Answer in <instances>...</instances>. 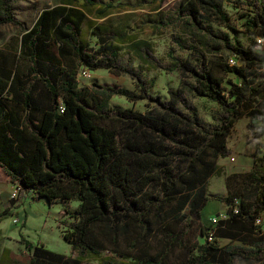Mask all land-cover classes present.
<instances>
[{
    "label": "trees",
    "instance_id": "trees-1",
    "mask_svg": "<svg viewBox=\"0 0 264 264\" xmlns=\"http://www.w3.org/2000/svg\"><path fill=\"white\" fill-rule=\"evenodd\" d=\"M17 1L0 0V25L12 23L21 31L16 56L7 64L0 53V179L17 185L18 197L31 193L48 203L77 202L72 210L63 209L71 220H63L62 236L74 256L22 238L29 250L27 264H80L88 258L99 264H234L237 256L261 259L264 226L257 219L264 213V174L257 167L264 162V152L258 157V147L247 173L227 177V195L220 200L228 207L227 216L210 227L200 220V211L209 199L208 180L223 174L216 160L229 152L226 136L236 119L246 114L248 128L264 135V110L257 107L264 78L253 85L246 75L247 68L263 64L255 43L257 37L264 39V0L246 1L252 12L242 23L244 32L253 36L248 45L207 24L203 12L233 29L217 1L181 0L174 10H158L153 31L178 29L173 43L193 58L169 50L163 62L149 43L138 46L144 49L146 66L183 76L168 100L150 96L154 103L145 113L109 102L114 95L132 102L149 96L139 70L120 64L117 49L106 45L120 33L87 20L90 13L103 17L113 8L111 2L61 0L43 8L27 28L15 17ZM230 2L234 7L244 4ZM85 21L89 36L99 42L97 49L81 36ZM231 56L236 63H229ZM82 68L126 74L142 92L96 81L79 86ZM226 74L240 82L229 81L226 88ZM189 96L215 101L222 112L207 122ZM232 178L240 183L234 191ZM166 202L174 204L176 221L190 203L202 239L190 242L185 233L169 234L153 251L150 238ZM7 214L5 208L0 217ZM218 238L229 242L220 245ZM176 249L183 254L180 262L172 260ZM103 250L109 254L101 255Z\"/></svg>",
    "mask_w": 264,
    "mask_h": 264
},
{
    "label": "rangeland",
    "instance_id": "rangeland-1",
    "mask_svg": "<svg viewBox=\"0 0 264 264\" xmlns=\"http://www.w3.org/2000/svg\"><path fill=\"white\" fill-rule=\"evenodd\" d=\"M61 0H18L14 5V13L16 19L25 27H30L38 16L39 12L46 7H51L58 4ZM108 1L113 4V8L103 17H97L94 14H88L87 20L106 27L109 31H115L120 35H114L113 38H108L106 45L117 49L118 62L122 65L126 64L134 70H139V74L145 82V87L149 96L136 101H129L123 96L114 95L109 100L110 104H118L123 107L132 108L134 111L145 113L149 110L154 100L149 97H159L160 100H168L170 90L177 89L183 76L178 71L165 72L161 69H152L146 66L143 62V57L138 46L145 41L149 43L151 52L161 61H167V52L172 50L173 55L180 58L191 57L187 52L179 50L172 41V36L179 34V30L172 28H164L158 33H155L152 28V23L157 17L159 11L174 10L181 0H99ZM217 1L222 8V11L229 17V23L233 29L227 28L224 25H219L214 16H210L208 12H203L205 20L212 28H219L228 31L231 37H236L244 45L253 42L252 34L245 33L242 23L252 15L250 6L246 3L247 0H242L243 5L234 7L230 0H214ZM21 31L19 27L12 23L0 25V53L5 63H9L11 58H14L18 53L20 45ZM82 38L88 42L89 46L97 49L99 42L96 37H91L87 30V21L83 23L81 30ZM263 64L259 67L246 69V75L251 84L260 82L264 77V53H261ZM237 60L235 61V63ZM239 63V62H238ZM80 85H88L92 81H96L102 85H119L133 90L136 93L142 92L138 87L136 80L126 74L116 75L106 69H97L92 71V76L89 79L78 77ZM153 80V85L149 86V82ZM229 81L239 83L240 78L234 74H226L223 85L226 88L230 87ZM191 103L195 106L198 114L207 122L214 121L222 109L218 103L205 97H191ZM257 107L264 110V95L258 100ZM249 118L246 114L238 117L233 124L230 133L226 136V145L229 149L225 157H220L216 160L217 165L222 167L223 174L208 180L206 195L209 198L200 211L201 221L206 225L213 227L216 220L227 216V205L220 201L227 195L228 175L232 173H247L251 166L252 152L258 147L260 153L264 148L260 146L264 143V135L259 136L248 128ZM239 159L242 160L238 172H234L238 166ZM240 164V163H239ZM239 180H230V190L234 191L239 187ZM14 189V187H13ZM155 193V192H153ZM21 199V210L17 213L19 222L15 225L12 220V215L2 216L4 225L7 228L22 231L23 238L28 240L33 245L41 244L44 247L67 255L74 254L71 251L70 245L64 240L62 230L66 227L63 220L68 222L71 220L64 213V207L70 210L76 207V201H68L66 203H48L43 198H33L31 193H25ZM174 204H163L160 211V218L154 229V234L151 236L153 251H157L161 247L160 238H165L169 234L185 233V238L190 242L197 239H202L199 233V220L195 214L190 211V203L183 210L177 213L180 220H174L176 215L173 210ZM25 225L23 222L25 221ZM261 223L264 226V213L261 217ZM128 236L122 238L124 246H127ZM229 242L227 238H218V243L224 245ZM109 254L108 250H103L101 255ZM182 252L176 249L172 254V260L180 262L182 260ZM129 263V261H128ZM234 264H264V254L261 259H245L237 256L234 259ZM80 264H99L96 259H84Z\"/></svg>",
    "mask_w": 264,
    "mask_h": 264
},
{
    "label": "crops",
    "instance_id": "crops-1",
    "mask_svg": "<svg viewBox=\"0 0 264 264\" xmlns=\"http://www.w3.org/2000/svg\"><path fill=\"white\" fill-rule=\"evenodd\" d=\"M241 163L242 160L239 159L238 166H236L234 172H238L237 170L238 168H240ZM252 167L253 158L251 161L250 169ZM257 171L259 172V174H264V162L261 166L257 167ZM215 177L216 176H212L210 179H213ZM14 186L15 184L9 182L8 179H5V177L0 179V213L5 208H8L7 215H12V222L13 219H17V222L14 223L16 225L19 222V219L16 215L21 210L20 205L22 204L21 199L23 198H11V193L14 190ZM261 217H263V214ZM4 222L5 221L3 219H0V264H27L30 258L29 250L22 242V238L24 237L22 231H16L15 229L7 228V226L4 225ZM25 223H27V220L26 222H23V225H25Z\"/></svg>",
    "mask_w": 264,
    "mask_h": 264
},
{
    "label": "built area",
    "instance_id": "built-area-1",
    "mask_svg": "<svg viewBox=\"0 0 264 264\" xmlns=\"http://www.w3.org/2000/svg\"><path fill=\"white\" fill-rule=\"evenodd\" d=\"M255 48L260 51V53H264V39L262 37H257L256 38V43H255ZM230 64H234L236 61V58L231 56L228 59ZM78 76L83 78V79H89L92 76V71L87 69V68H82L79 73ZM18 194H19V188L17 185L14 186V190L11 193V198L12 199H17L18 198ZM214 222H216L217 220L214 218L213 219ZM17 219H13V223H16ZM257 223H261V218L257 219ZM211 239V237H210Z\"/></svg>",
    "mask_w": 264,
    "mask_h": 264
}]
</instances>
